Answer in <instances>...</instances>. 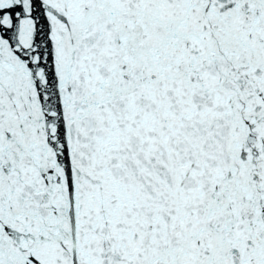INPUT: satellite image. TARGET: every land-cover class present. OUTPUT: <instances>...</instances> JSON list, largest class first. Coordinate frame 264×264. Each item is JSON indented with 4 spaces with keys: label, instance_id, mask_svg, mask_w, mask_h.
Instances as JSON below:
<instances>
[{
    "label": "snow or ice",
    "instance_id": "1",
    "mask_svg": "<svg viewBox=\"0 0 264 264\" xmlns=\"http://www.w3.org/2000/svg\"><path fill=\"white\" fill-rule=\"evenodd\" d=\"M0 264H264V0H0Z\"/></svg>",
    "mask_w": 264,
    "mask_h": 264
}]
</instances>
